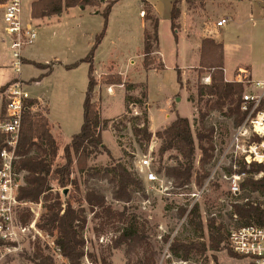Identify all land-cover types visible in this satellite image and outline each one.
Instances as JSON below:
<instances>
[{
	"label": "rangeland",
	"instance_id": "1",
	"mask_svg": "<svg viewBox=\"0 0 264 264\" xmlns=\"http://www.w3.org/2000/svg\"><path fill=\"white\" fill-rule=\"evenodd\" d=\"M34 1L36 0H22V20L26 21L29 14L31 15L30 8ZM146 1L154 8L160 19L162 52L167 65H171L174 55H171L169 51L172 41L176 42L166 20L170 12L171 0ZM225 1L231 3L229 5L231 14L228 13V17H223L230 22L223 28L220 39L223 44H220L223 47L222 60L219 59L218 50L209 47L210 52L205 51L200 56L201 62L206 65L205 69L202 68L198 72L191 70L186 81L190 86V97L198 96L200 99L196 111L194 110V118L189 120L195 149L191 176L184 181V185H189L188 188L185 189L183 185L178 192L176 189H179L177 188L179 181L176 176L167 175L168 169H173L179 162L185 163V161L174 151L167 152L162 157L158 155L161 141L155 134L162 132L166 127L155 132L150 131L145 100L142 106L137 104L127 106L129 98L143 102V94L146 93L145 85L121 82L113 88L115 94L112 97L102 96L99 105V131L102 144L108 149L110 155L92 154L88 157L83 171L74 169L71 179H76L79 191L76 193L69 186L66 188V195H63L65 189L62 190L52 183L51 191L37 203L25 200L23 204H15L9 208L0 203V242L3 244L0 245V264H32L26 260V257L33 256L36 247H39L43 254L56 264H67L54 244L55 230L40 228L45 217L55 211L57 197L61 203L69 198L73 208L85 221L80 232L84 240L83 264H90L91 259L95 261L92 264H248V259L234 257L222 247V244L219 251L207 250L203 256L194 255L187 261L177 258L170 252L175 241L198 240L207 244L206 224L208 221L221 225L224 233L227 230V225L231 220L229 206L234 199L229 195L227 184L224 181L215 179L210 183L207 192L197 205L204 228L203 236L195 230L189 218L185 219V206L188 198H181L178 195H186L191 193L194 187L200 188L203 185L204 178L208 175L214 159V152H210L211 147L219 148L228 143L232 129L237 122L235 121L236 113L230 112L234 110L229 109L235 104V101H232L233 96H230L233 93H239L240 90L247 91L251 80L264 81V2L263 0ZM140 3V0H120L118 4L112 6L104 31L106 38L103 37L104 60L114 61L120 66L127 52H134L137 33L141 30L138 18ZM106 7L101 6L98 0H93L91 5L84 8L65 9L55 20L56 22H53L54 19L48 21L44 19L39 22L38 38L49 39L54 34L60 36L62 32L76 34L78 40L73 52L75 56H78L87 38L91 34L95 37L102 30L104 25L102 12ZM205 15L207 20L215 23L216 26L221 13L217 11L211 13L209 10L205 12ZM48 23L52 28L50 32L45 28ZM210 32L211 30L206 33V36L217 34L214 31L212 34ZM152 54L150 56L152 64L154 62V67L159 66L157 63L159 56ZM183 58L187 61L190 59L187 49H181V66H185L182 63ZM220 64L228 74L230 72L227 79L229 82L241 79L242 85L234 86L229 95L226 92L227 89L218 87L219 81H217L218 89L204 88L202 94L199 95L200 86L195 90L192 87L193 83L197 80L199 85H203L202 79L211 77L212 80V76H214V81L219 80L214 69ZM181 70V82L183 83L188 71L185 67ZM128 74L132 82L145 83L147 86L146 94L152 119V130L157 128L156 122L163 118V111L168 107H172L175 110L173 114H178L180 117L192 115L193 110L185 103L184 90L180 89L176 73L172 68H165L163 72L147 75L134 73L132 70ZM55 80L54 86H43L38 94V96L43 94L44 99L48 96L49 110L45 100L35 99L37 114L45 117L49 114L51 129L55 136L52 137L57 146V155L53 168L60 167L65 162L63 152H58L59 147L61 148L65 142L66 145L69 144L72 135L79 132V124L82 121L80 100L86 95L83 91L84 84L87 82V71L86 75L78 72L72 74L70 78V74H66L61 68L56 72ZM12 81L8 82L5 87ZM33 81L29 80L27 84ZM106 84V77L98 79L95 90L97 88L100 91L105 90L107 88L105 86H108ZM209 93L214 96L208 97L206 94ZM30 95L37 96L31 91ZM173 98H181V103L170 106ZM145 117L147 129L152 134L148 144L134 135V129L143 126ZM202 136L206 138L201 140ZM36 143L37 146L33 147L29 153L30 157L42 156L45 147L40 146L39 142ZM142 156H149L153 165L152 170L158 174L160 179L171 181L173 190L160 188L146 193L144 189L137 192V188H133L130 190V200L124 202L114 195L115 187L110 180L108 170L120 164L137 177L134 168ZM21 174L22 184L25 186L26 173ZM241 198L264 205V195L260 193L252 194L245 190ZM7 209H9L8 212ZM122 233H127L132 240L130 250H127L123 244L117 245L116 240Z\"/></svg>",
	"mask_w": 264,
	"mask_h": 264
},
{
	"label": "trees",
	"instance_id": "2",
	"mask_svg": "<svg viewBox=\"0 0 264 264\" xmlns=\"http://www.w3.org/2000/svg\"><path fill=\"white\" fill-rule=\"evenodd\" d=\"M92 2L93 0H36L31 4V18L37 20L45 17L58 16L65 9L76 7L84 8L91 5ZM115 2L108 5L102 12L104 18L103 28L100 33L95 36L93 45L87 55L71 65L64 66V69L69 71L76 69L82 63L88 64V82L86 95L82 102V124L79 132L72 135L70 143L63 148V158L65 162L62 166L53 168V162L57 155V146L50 134L47 117L39 114L31 115L29 113H25L22 117L21 131L17 148V156L19 157L17 170L18 172H25L26 176L24 178L25 186L20 187L18 191V200L20 201L27 200L31 203H37L43 196L51 191L52 183H55L56 186L62 190L71 186L77 193L79 191L78 182L76 179H71L74 169L83 171L86 167L88 157L92 154L98 155L105 153L108 156L110 155L108 149L102 144L99 131V103L91 101L88 93L93 92L96 87V80L93 76V57L96 49L104 37L107 16ZM142 2H145V0H142ZM178 5L179 0H174L170 10V29L173 33L175 41L177 29L176 21L180 15ZM148 20L151 21L152 30L151 33H144L142 53L144 70H148L152 65V59L150 56L155 51L158 41V20L151 17H148ZM209 47L218 50L219 59L222 60V46L220 44H216L212 40H206L202 43L200 49L201 56L205 53V51L210 52ZM22 64H24V61H22ZM33 65L36 68L47 69L46 75L52 70V65L50 64L46 66H41L39 64ZM205 66L206 65L201 62V68L205 69ZM214 70H216L219 80L215 79L214 81V76H212L210 85H201L199 87V95L202 94V90L204 88L218 89L216 87L217 81H219L218 87H222L224 90L227 89L228 91L226 92H228L229 95L234 86L240 87L239 84L227 83L224 81L222 64L217 66ZM176 75L177 83L181 84L180 73L177 72ZM107 78V84L109 85L121 84L119 75L108 76ZM4 90L5 86L1 87L0 93ZM241 93L242 91L240 90L239 93H233L230 96H233L232 101L234 100L235 104L229 109L234 110V112L231 110L230 112L234 114L236 113L235 121L237 122L240 120L237 102ZM206 95L208 97L214 96L210 93ZM146 98V93L143 94V102L139 99L129 98L127 100V106L136 104L142 106L144 105V100L146 103ZM34 104H36L35 100L27 102L28 106ZM143 122L144 124L141 128L137 127L134 129V135L148 144L152 138V134L147 129L146 117L143 119ZM155 136L161 141V145L158 149V155L160 157L167 152L174 151L185 161V163L179 162L177 167L167 170V175H174L179 181V186L177 188L182 187L184 185V181L189 179L191 176V170L193 168L192 158L195 149L194 137L188 119L175 114V120L171 122L170 125L162 132L156 133ZM204 138L206 137L202 136L201 140ZM36 142H39L40 146L43 145L45 149L42 151V156L30 157L29 153L33 147L37 146ZM241 170L244 171L245 168L241 166ZM108 173L110 175V180L115 187L114 195L120 200L128 202L131 196L130 190L133 188H137V192L143 191L142 181L139 180L138 176L135 177L132 173H130L124 166L116 164L108 170ZM248 173L251 175L263 173V176L258 180H253L252 177L247 178L242 185V188L251 193L258 192L261 195H264V166L256 164L251 165ZM260 206L261 204H256L255 206L250 204L233 206V213L236 214L240 225L256 224L258 226H264V210H262ZM188 218L195 230L203 236L204 228L197 205L192 207ZM230 219V221H232V216H230ZM84 224L85 221L80 217L77 210L73 208L70 199L67 198L64 203H61L60 199L57 197L55 211L51 215L45 217L43 224L40 225V228L55 230L56 239L54 244L57 247L60 256L67 261V264H83L82 260L85 257L84 240L80 232L83 229ZM206 231L207 244L198 240L192 242L175 241L171 246L170 252L177 258L187 261L194 255L203 256L207 250L219 251L220 245L225 242L226 231L224 233L221 225H216L213 221H208L206 224ZM128 236L129 235L127 233L120 234L116 240L117 245L123 244L126 246L127 250H130L132 248V240ZM0 245L2 246L3 244L0 242ZM26 260L32 264H56L50 258L46 257L39 247H36L34 255L26 257ZM94 262L95 261L91 259L90 264Z\"/></svg>",
	"mask_w": 264,
	"mask_h": 264
},
{
	"label": "built area",
	"instance_id": "3",
	"mask_svg": "<svg viewBox=\"0 0 264 264\" xmlns=\"http://www.w3.org/2000/svg\"><path fill=\"white\" fill-rule=\"evenodd\" d=\"M115 1L117 0H98L103 7ZM0 12L12 57L10 69L15 75H19L23 50L37 41V26L33 24L30 14L26 21L22 20V0H0ZM227 23L228 20L222 18L216 23V27H224ZM202 83L206 86L210 85L211 77L203 78ZM227 83L242 85L241 79ZM106 91L111 93V87ZM91 94L88 93V96L92 101ZM31 100L35 99L27 90V84L19 80L9 83L1 93L0 203L7 208L24 202L18 200V191L23 184L22 172L17 170L19 160L17 148L23 115L25 113L35 115L38 112L36 104L27 105V102ZM237 103L240 120L234 125L226 145L219 148L211 147L210 152H214V159L208 175L204 178L203 185L200 188L194 187L191 193L178 196L188 198L185 206L186 219L192 207L199 205L209 184L215 179L224 181L227 184L229 195L234 200L229 206L232 221L227 225L225 242L222 243V247L234 257L248 259V264H264V226L240 225L236 214L233 213V206L256 205L248 199L241 198L246 190L242 188V185L249 177L258 180L263 176V173L251 175L248 172L251 165L264 166V81H249L247 91H242ZM152 166L149 156H142L134 168V172L142 181L144 191L149 193V191L160 188L173 190L172 182L160 179L158 174L152 170ZM241 166L245 168L244 171L241 170ZM188 186L185 184L184 188L187 189ZM180 188L176 190L179 192ZM252 194H258V192H252ZM260 208L264 210V205Z\"/></svg>",
	"mask_w": 264,
	"mask_h": 264
},
{
	"label": "crops",
	"instance_id": "4",
	"mask_svg": "<svg viewBox=\"0 0 264 264\" xmlns=\"http://www.w3.org/2000/svg\"><path fill=\"white\" fill-rule=\"evenodd\" d=\"M174 0L170 1V10H171V5ZM235 1V0H234ZM120 0H117L114 5L118 4ZM140 5H139V11H138V18L140 19V33H137V43L135 44V50L134 52H127V55L125 56L124 60L120 63V66H118L114 61H106L104 60L103 53H102V46L104 44V37L103 41L101 44L98 46L94 53L93 57V69H94V79L97 80L101 79L102 77H106L108 80V76H113V75H119L120 80L122 83H127L133 84V85H139L143 84L146 87V93H147V86L145 83H135L132 82L129 79V72L131 70L134 73H143L144 75H147L149 73H158V72H163L165 68H172L175 73L179 72L180 73V78H181V68L185 67L188 71L187 77L183 80V83L178 84L180 89L184 90L185 96V103L190 106L193 110L192 115L189 117L183 116V118H186L191 120L194 118V110L196 109V106L199 104V98L198 96L196 98L190 97V86L187 85V79L189 78V72L193 70V72H198V70L202 69L201 68V54H200V49L201 45L204 41L206 40H212L217 44H222L221 42V37H222V31L223 28L226 27L228 23L221 28H217L215 26V23H212L207 20L205 12H208L209 10L211 13L213 11H217L221 13L219 21L225 16L228 17V13L231 14V10L229 9V5L231 3L225 1V0H179V10H180V15L178 20L176 21L177 23V29H176V42L173 43L172 41V46L170 48L169 53L171 55H174V61L171 63V65H167L165 61V55L162 52V43H161V37H160V19L158 18V15L156 14L154 8L145 0V2H142L140 0ZM228 5H226V3ZM31 9V8H30ZM64 11V10H63ZM61 15V14H60ZM51 16V17H45L43 19L33 20V24L37 26V32L40 29L39 22L43 21L44 19L48 21L49 19H54L53 22H56L55 20L58 19L60 16ZM148 17H154L158 20V27H157V45L155 48V51L153 52L154 54L159 56V59H157V63H159V66H155L154 62L153 64L149 67L148 70H144L143 68V41H144V33H151L152 30V24L151 21L148 20ZM167 22L169 23L170 27V12L169 15L166 18ZM58 21V20H57ZM162 21V20H161ZM218 22V21H217ZM49 32L52 29L51 24L48 23L46 24V27ZM211 30V34L214 31L217 33L216 35L212 36H206V33ZM50 36V35H49ZM52 37V39H50ZM78 36L72 35V34H67L62 32L60 36L54 34V36H50L49 39L47 38H37V41L30 47H27L23 50L22 56L24 61V64H22L21 70L19 75H15L10 67V64L12 62V57H11V52L9 48V44L7 41V37L4 34L3 30V22H2V15L0 14V88L4 87L8 82L12 80H19L27 84L29 80L33 81L31 84H27V90L33 92L34 94H37V96H32L36 100H45L47 104V108L49 110V105H48V96H46L44 99L43 94L41 96H38L40 93V88L45 86V87H50L54 86L56 83L55 80V74L57 71H59L61 68L66 72V74H70V78H72V74H76L78 72H83L86 75V71H88V64L82 63L80 64L76 69L73 70H65L64 66L71 65L74 62L84 58L87 53L89 52L91 46L93 45L94 38L92 34L87 38L86 44L84 45V48L79 52L78 56H75V52H73L74 47L76 46L77 43V38ZM60 38V39H59ZM223 45V44H222ZM181 49H187L189 52L190 59L189 61L186 60V58L182 61L183 65L181 66L180 64V59H181ZM223 49V47H222ZM163 58H164V63H163ZM39 64L41 66H46L51 63L52 65V70L49 74L46 75L47 69H40L36 68L33 64ZM224 65V64H223ZM225 70V71H224ZM223 72H224V81L229 82L227 79L230 76L227 73L226 69L223 67ZM177 76V75H176ZM84 83H85V79ZM197 81V80H196ZM194 83H197V82ZM88 82V80H87ZM87 82L84 84V91L83 94H86L87 90ZM193 83V85H194ZM109 87H111V93H107V87L105 90L96 89L95 87L93 92H91V97L93 102H98L100 105L102 96H106L107 98L112 97L115 92L113 88H116V85H109L106 84ZM192 87L197 90L199 86L198 83ZM115 86V87H114ZM117 88H121V86H117ZM147 95V94H146ZM194 98V99H193ZM181 98H173L171 100L170 106H174L177 103H181ZM81 101V107H82V102L83 98L80 100ZM174 104V105H173ZM146 114H147V120H148V128L150 129L151 132H155L160 128H165L170 125L171 122L175 120V110L172 107H168L163 111V118L159 121L156 122V127L155 129L152 130V119L149 113V102L148 99L146 98ZM196 111V110H195ZM48 123H49V130L50 134L54 136L53 134V129H51L50 121H49V114L47 116ZM82 121L79 124L81 127ZM80 130V128H78ZM60 130V128H59ZM77 134V133H76ZM55 137V136H54ZM102 140V139H101ZM66 143V142H65ZM63 143L62 147H59V153L63 152V148L66 146V144ZM103 143V142H102ZM68 145V144H67Z\"/></svg>",
	"mask_w": 264,
	"mask_h": 264
},
{
	"label": "water",
	"instance_id": "5",
	"mask_svg": "<svg viewBox=\"0 0 264 264\" xmlns=\"http://www.w3.org/2000/svg\"><path fill=\"white\" fill-rule=\"evenodd\" d=\"M66 193H67V190L65 189V190L63 191V195H66Z\"/></svg>",
	"mask_w": 264,
	"mask_h": 264
}]
</instances>
